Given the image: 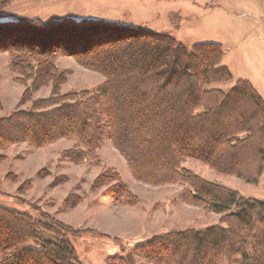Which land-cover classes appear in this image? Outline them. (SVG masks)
<instances>
[{"label": "trees", "instance_id": "1", "mask_svg": "<svg viewBox=\"0 0 264 264\" xmlns=\"http://www.w3.org/2000/svg\"><path fill=\"white\" fill-rule=\"evenodd\" d=\"M15 1L0 0V16ZM0 53H8L11 71L25 86L21 102L31 103L0 118V149L20 143L44 148L64 138L77 143L64 158L98 165L97 152L110 140L135 181L178 185L177 201L219 216L216 225L154 236L106 264H137V257L150 264H264V202L183 168L192 159L252 185L264 175V100L241 79L228 92L205 88L232 78L220 44L187 48L117 22L20 17L0 23ZM58 57L73 58L104 82L60 94L67 71L57 68ZM46 87L48 98L32 99ZM105 185L120 204L138 203L118 174L98 176L91 189ZM87 233L46 213L33 217L0 205V264H82L70 240Z\"/></svg>", "mask_w": 264, "mask_h": 264}, {"label": "rangeland", "instance_id": "2", "mask_svg": "<svg viewBox=\"0 0 264 264\" xmlns=\"http://www.w3.org/2000/svg\"><path fill=\"white\" fill-rule=\"evenodd\" d=\"M43 22L73 19L109 21L140 27L170 36L190 48L199 43H217L223 49L222 64L231 74L225 83L206 89L228 92L239 79L248 81L264 100V1L261 0H17L0 16V23L12 24L18 18ZM56 66L67 71L60 94L93 90L104 77L79 66L71 57H58ZM10 68L8 53H0V118L13 110H29L21 102L25 86ZM51 88L34 93L32 99L48 98ZM76 142L59 139L44 147L24 143L0 149V205L28 213L53 216L83 234L71 239L82 264H106V259L132 253L140 243L171 232L200 231L218 224L219 216L202 208L177 201L178 185L151 187L135 181L122 156L110 140L98 150V165L88 159L80 165L62 156ZM183 168L203 179L239 192L245 198L264 202V175L255 184L216 173L207 166L187 159ZM105 173H116L139 201L122 205L108 193L110 185L92 190L93 181ZM41 174V175H40ZM65 176L66 181L51 186ZM78 197L74 206L66 198ZM137 264H150L136 258Z\"/></svg>", "mask_w": 264, "mask_h": 264}, {"label": "built area", "instance_id": "3", "mask_svg": "<svg viewBox=\"0 0 264 264\" xmlns=\"http://www.w3.org/2000/svg\"><path fill=\"white\" fill-rule=\"evenodd\" d=\"M261 1H264V0H261Z\"/></svg>", "mask_w": 264, "mask_h": 264}]
</instances>
